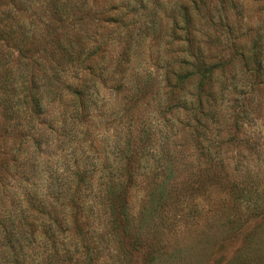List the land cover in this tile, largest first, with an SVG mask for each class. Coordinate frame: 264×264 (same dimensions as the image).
Wrapping results in <instances>:
<instances>
[{
    "label": "rangeland",
    "instance_id": "374dc122",
    "mask_svg": "<svg viewBox=\"0 0 264 264\" xmlns=\"http://www.w3.org/2000/svg\"><path fill=\"white\" fill-rule=\"evenodd\" d=\"M8 98L0 264H264V0H0Z\"/></svg>",
    "mask_w": 264,
    "mask_h": 264
},
{
    "label": "trees",
    "instance_id": "16d2710c",
    "mask_svg": "<svg viewBox=\"0 0 264 264\" xmlns=\"http://www.w3.org/2000/svg\"><path fill=\"white\" fill-rule=\"evenodd\" d=\"M65 13H66V7H64V6H62V8H61V17H63L64 15H65ZM34 76V75H33ZM33 76L31 75V78H33ZM10 78V83L8 84V86L6 87L7 89H9V87L12 85V86H15V90H13L14 91V96H13V98H16V96L18 95V92L17 91H19L20 89H22V86L20 85L21 83H20V81L19 80H17V79H15V76L13 77V75L11 74V76L9 77ZM37 79V78H36ZM17 87V88H16ZM16 89H17V91H16ZM23 91H26V89H24ZM36 92L35 93H33V92H31V91H29V92H25V93H30V94H24L25 95V97L27 98V96H29V95H33V97L32 98H30V100H32L34 97H37V94H39L38 96V98H36V100L35 101H33V102H31L32 104H34L35 106L36 105H40L41 104V99H42V97H43V95H42V93L45 91H43V90H39V92L37 91V90H35ZM3 98V97H2ZM4 98H7V97H4ZM8 99H10V100H8ZM8 99H0V103L2 104V105H4V106H7L10 102H11V98H8ZM8 103V104H7ZM41 106V105H40Z\"/></svg>",
    "mask_w": 264,
    "mask_h": 264
}]
</instances>
